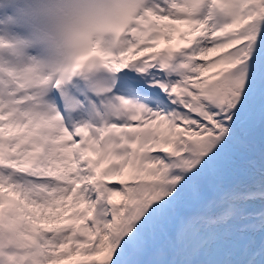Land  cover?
I'll return each instance as SVG.
<instances>
[{
	"label": "snow or ice",
	"instance_id": "6c2138e0",
	"mask_svg": "<svg viewBox=\"0 0 264 264\" xmlns=\"http://www.w3.org/2000/svg\"><path fill=\"white\" fill-rule=\"evenodd\" d=\"M133 3L111 122L0 91V264H264V0Z\"/></svg>",
	"mask_w": 264,
	"mask_h": 264
},
{
	"label": "clouds",
	"instance_id": "9594fccd",
	"mask_svg": "<svg viewBox=\"0 0 264 264\" xmlns=\"http://www.w3.org/2000/svg\"><path fill=\"white\" fill-rule=\"evenodd\" d=\"M134 8L133 0H2L0 13L10 10L22 32L0 36V52L16 57L15 63L0 60V74L8 78L0 84H23L39 97L42 81L85 75L95 91L105 92L111 81L106 54ZM40 109L51 115L49 106Z\"/></svg>",
	"mask_w": 264,
	"mask_h": 264
},
{
	"label": "rangeland",
	"instance_id": "374dc122",
	"mask_svg": "<svg viewBox=\"0 0 264 264\" xmlns=\"http://www.w3.org/2000/svg\"><path fill=\"white\" fill-rule=\"evenodd\" d=\"M12 88L14 89V86H12ZM14 90H16V86H15ZM27 92H29V91L23 90L21 93H19V95L24 94V93L28 94ZM40 103H41L42 107H46V106L54 107V105L52 104V101L48 98H45ZM257 146L264 147V144H262V142H261V135L259 132H257L255 134L254 143H252L250 147L241 148L239 150V155L237 156V162H236L237 171H236L235 175L239 177L240 181L250 180L252 174L257 172V170L259 168L260 157L254 153L255 147H257ZM251 155H252V157H251ZM250 161H255V167H253V165L250 163Z\"/></svg>",
	"mask_w": 264,
	"mask_h": 264
},
{
	"label": "bare ground",
	"instance_id": "6f19581e",
	"mask_svg": "<svg viewBox=\"0 0 264 264\" xmlns=\"http://www.w3.org/2000/svg\"><path fill=\"white\" fill-rule=\"evenodd\" d=\"M0 29H1L0 30V36H4L6 34H8L10 36L11 35L18 34V32L13 28V26L11 25L9 19L7 18V14L5 13V11H3L2 13H0ZM3 59H7L9 61V63H15L16 62V57H14L13 55H11L10 53H7V52H3L2 55L0 56V60H3ZM7 86H9V84H6L5 86H1L0 87V91H2V92L3 91L4 92L7 91L8 90L7 89ZM42 88L43 87H41V89ZM42 90H40V91L42 92ZM31 93L34 95L33 92H31ZM114 97H115V95L114 94H111L110 96H108V97H106V98H104L102 100V103H103L104 106L106 104L109 105L108 108H109V110H110L111 113H112V108H111L112 104L110 103V101ZM97 108H98L97 104L90 102V105L86 109L87 110V113H88L87 114V117L84 118V119H79L78 120V123H79L78 126L79 125H82V124H85V123L92 124L94 126L97 125L98 123H103L104 120L100 116H98L95 119H93L94 112L97 110Z\"/></svg>",
	"mask_w": 264,
	"mask_h": 264
}]
</instances>
